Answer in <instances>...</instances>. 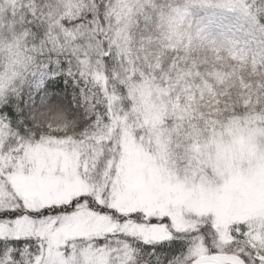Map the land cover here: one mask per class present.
Listing matches in <instances>:
<instances>
[{"label":"snow or ice","instance_id":"1","mask_svg":"<svg viewBox=\"0 0 264 264\" xmlns=\"http://www.w3.org/2000/svg\"><path fill=\"white\" fill-rule=\"evenodd\" d=\"M0 264H264V0H0Z\"/></svg>","mask_w":264,"mask_h":264}]
</instances>
